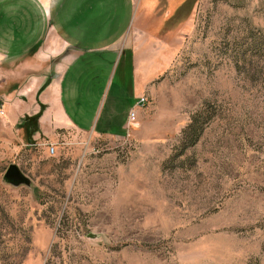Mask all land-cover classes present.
<instances>
[{
    "label": "rangeland",
    "instance_id": "1",
    "mask_svg": "<svg viewBox=\"0 0 264 264\" xmlns=\"http://www.w3.org/2000/svg\"><path fill=\"white\" fill-rule=\"evenodd\" d=\"M82 2L114 46L88 87L104 135L0 121V264H264V0Z\"/></svg>",
    "mask_w": 264,
    "mask_h": 264
},
{
    "label": "crops",
    "instance_id": "2",
    "mask_svg": "<svg viewBox=\"0 0 264 264\" xmlns=\"http://www.w3.org/2000/svg\"><path fill=\"white\" fill-rule=\"evenodd\" d=\"M100 3H93L94 13ZM82 6V0H0V121L18 127L33 119L34 131L23 126L27 142L65 127L104 135L92 125L94 113L86 118L88 87L103 66L101 55L112 59L114 46L108 26L87 30V19L78 20ZM131 42L126 47L135 52ZM113 86L114 94L120 89Z\"/></svg>",
    "mask_w": 264,
    "mask_h": 264
},
{
    "label": "water",
    "instance_id": "3",
    "mask_svg": "<svg viewBox=\"0 0 264 264\" xmlns=\"http://www.w3.org/2000/svg\"><path fill=\"white\" fill-rule=\"evenodd\" d=\"M3 180L12 185H31V180L15 163H10L3 175ZM90 237H93L90 235Z\"/></svg>",
    "mask_w": 264,
    "mask_h": 264
},
{
    "label": "built area",
    "instance_id": "4",
    "mask_svg": "<svg viewBox=\"0 0 264 264\" xmlns=\"http://www.w3.org/2000/svg\"><path fill=\"white\" fill-rule=\"evenodd\" d=\"M145 103H146V99L144 96H142V97L138 98L135 105L132 108H130V111H129V113L127 115V119H126V127H125L126 131L129 128L136 125L135 123L137 122V107L143 106ZM0 113L3 114L2 110H0ZM54 145H55L54 143L46 145L48 147V152L50 154H52L55 150Z\"/></svg>",
    "mask_w": 264,
    "mask_h": 264
},
{
    "label": "trees",
    "instance_id": "5",
    "mask_svg": "<svg viewBox=\"0 0 264 264\" xmlns=\"http://www.w3.org/2000/svg\"><path fill=\"white\" fill-rule=\"evenodd\" d=\"M32 120H30L29 122L34 123V121H32ZM197 123L198 122L195 120V117H194V119H192V124L189 126L188 130L183 131L185 146L186 145H193V144H195V142L198 141L200 134L203 130V126L202 125L199 126V125H197ZM31 127H33L32 131H34L36 129L35 124L32 125ZM187 140H188V142L186 143Z\"/></svg>",
    "mask_w": 264,
    "mask_h": 264
}]
</instances>
